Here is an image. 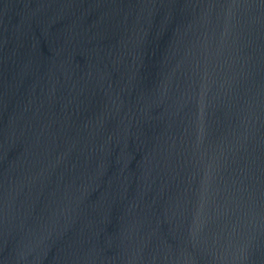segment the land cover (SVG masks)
Masks as SVG:
<instances>
[{"label": "water", "instance_id": "1", "mask_svg": "<svg viewBox=\"0 0 264 264\" xmlns=\"http://www.w3.org/2000/svg\"><path fill=\"white\" fill-rule=\"evenodd\" d=\"M0 264H264V0H0Z\"/></svg>", "mask_w": 264, "mask_h": 264}]
</instances>
